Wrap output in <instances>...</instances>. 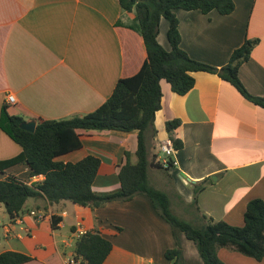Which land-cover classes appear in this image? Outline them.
Here are the masks:
<instances>
[{"label":"crops","instance_id":"1","mask_svg":"<svg viewBox=\"0 0 264 264\" xmlns=\"http://www.w3.org/2000/svg\"><path fill=\"white\" fill-rule=\"evenodd\" d=\"M234 2L229 14L176 9L180 46L192 58L221 67L246 38L258 39L239 76L250 93L264 95V0ZM168 29L169 20L162 17L158 41L170 50ZM146 57L135 13L124 11L119 0H0V120L9 93L17 104L43 119L92 112L111 96L120 79L140 70ZM192 74L195 84L186 94L161 80L156 132L149 135V181L168 194L178 216L199 223L194 187L207 180L199 194L202 211L242 226L247 203L264 199V108L216 73ZM175 118L180 120L177 132L183 147L175 149L176 163L166 169L157 164L158 151L161 142L171 138L167 121ZM79 133L82 146L59 159L98 157L93 190L98 194L120 190L118 173L126 152L133 163L137 161L138 130ZM21 151L0 125V161ZM30 172L26 163L4 170L5 176L28 183L44 178ZM53 216L61 218L56 228ZM80 228L98 229L112 241L108 264H173L165 256L177 245L172 226L144 193L97 208L30 198L14 219L0 202V253L15 250L33 257L22 264H63L73 254ZM180 238L184 264H204L195 242L184 234ZM218 255L226 264H264V258L257 260L227 247L220 248Z\"/></svg>","mask_w":264,"mask_h":264},{"label":"trees","instance_id":"2","mask_svg":"<svg viewBox=\"0 0 264 264\" xmlns=\"http://www.w3.org/2000/svg\"><path fill=\"white\" fill-rule=\"evenodd\" d=\"M124 11L135 13L146 50V60L140 70L132 76L120 79L111 96L92 112L74 115L66 119H43L17 103H6L0 125L22 147L21 153L9 160L0 161V202L4 203L10 218L20 215L30 198H44L55 205L72 202L84 207L97 208L113 200H130L144 193L153 201L156 209L172 226L177 245L166 250V258L173 264H184L181 234L192 239L204 264H226L218 255L222 247L231 248L257 260L264 258V199L253 198L246 206L244 224L236 226L225 220H216L202 211L199 194L207 180L194 187L193 203L200 210L201 224L177 216L171 208L168 194L154 187L149 181V138L156 132V112L161 108L162 86L165 79L172 90L186 94L195 84L193 72L208 71L218 74L233 84L240 93L264 108V95H254L248 91L239 76L240 66L247 61L258 43V39L246 38L235 48L224 66L216 67L192 58L181 46L179 18L176 9H199L204 14L217 10L229 14L235 9L234 0H119ZM169 20L168 39L171 49H165L158 41L160 20ZM27 119L37 121L35 131L21 127ZM179 119L167 121L175 149L183 147L178 136ZM79 130H138L137 161L126 160L120 167L121 189L98 194L93 190V182L100 167V159L87 155L72 162L59 158L82 146ZM155 160V158H154ZM153 160V161H154ZM17 163L29 165L31 176L43 175V179L28 183L14 175L5 176L4 170ZM154 163V162H152ZM155 164V163H154ZM161 167L173 165L169 158L168 167L157 161ZM61 218L53 216L56 228ZM113 243L98 230H88L76 236L73 254L81 264H108L107 256ZM33 257L15 250L0 253V264H22Z\"/></svg>","mask_w":264,"mask_h":264},{"label":"built area","instance_id":"3","mask_svg":"<svg viewBox=\"0 0 264 264\" xmlns=\"http://www.w3.org/2000/svg\"><path fill=\"white\" fill-rule=\"evenodd\" d=\"M6 101L8 103H16V98L13 94H7V97H6ZM160 149L161 151L165 154V158L162 159L161 163L163 166L165 167H168V160L169 158H172L173 159V165H175L176 161H175V158H174V153H175V146L173 144V141L171 138H167L165 140H163L161 142V145H160ZM39 213V212H38ZM31 214L33 215H36L37 212L36 211H31ZM19 219V218H17ZM86 231L82 228L76 230L75 234L76 236H79L83 233H85ZM63 264H81L79 260H77L74 256V254H72L70 257L66 258L64 260V263Z\"/></svg>","mask_w":264,"mask_h":264},{"label":"water","instance_id":"4","mask_svg":"<svg viewBox=\"0 0 264 264\" xmlns=\"http://www.w3.org/2000/svg\"><path fill=\"white\" fill-rule=\"evenodd\" d=\"M36 124H37V121L36 120H25L21 123V127L25 130H28V131H35L36 129ZM181 175L183 176V178H187L186 174L184 172H181Z\"/></svg>","mask_w":264,"mask_h":264},{"label":"rangeland","instance_id":"5","mask_svg":"<svg viewBox=\"0 0 264 264\" xmlns=\"http://www.w3.org/2000/svg\"><path fill=\"white\" fill-rule=\"evenodd\" d=\"M158 154L160 155L159 157H160V160H161V161H162L163 158L166 157L165 154H164L161 150L158 151ZM172 211H173V210H172ZM173 212H174V211H173ZM174 213H175V212H174ZM6 214H8L7 211H6ZM175 214H176V213H175ZM8 215H9V214H8ZM176 215L178 216V214H176ZM180 216H181V215H180ZM180 216H179V217H180ZM200 216H201V215H200ZM181 217H183V216H181ZM192 223H193L194 225H196V226H199V225L201 224V222H199V223H198V222H192ZM68 253H69V252H68ZM67 255H68V254H67Z\"/></svg>","mask_w":264,"mask_h":264}]
</instances>
